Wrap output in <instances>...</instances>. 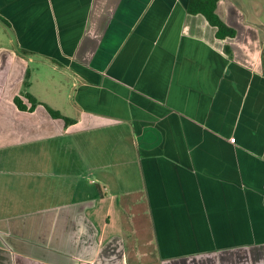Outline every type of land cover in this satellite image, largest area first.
<instances>
[{
	"label": "crops",
	"instance_id": "1",
	"mask_svg": "<svg viewBox=\"0 0 264 264\" xmlns=\"http://www.w3.org/2000/svg\"><path fill=\"white\" fill-rule=\"evenodd\" d=\"M189 2L0 0V264H264V0Z\"/></svg>",
	"mask_w": 264,
	"mask_h": 264
},
{
	"label": "trees",
	"instance_id": "2",
	"mask_svg": "<svg viewBox=\"0 0 264 264\" xmlns=\"http://www.w3.org/2000/svg\"><path fill=\"white\" fill-rule=\"evenodd\" d=\"M216 5L217 0H190L188 6V12L191 14H201L205 17L207 22L216 28V35L220 39H224L226 37L235 36V31L230 29L225 25L223 21L216 14ZM29 76L30 73L27 71L25 75V81L23 83V87L25 90L22 91L21 95L28 100L30 103V107L28 108L32 111L37 105V101L26 92V88L29 85ZM14 103L20 110H27V107L23 104V101L20 97L14 98ZM49 112L53 118H61L65 121L66 124L73 123V120L62 117L60 113L49 109Z\"/></svg>",
	"mask_w": 264,
	"mask_h": 264
},
{
	"label": "built area",
	"instance_id": "3",
	"mask_svg": "<svg viewBox=\"0 0 264 264\" xmlns=\"http://www.w3.org/2000/svg\"><path fill=\"white\" fill-rule=\"evenodd\" d=\"M230 142L234 143L235 142V139L234 138H231L230 139Z\"/></svg>",
	"mask_w": 264,
	"mask_h": 264
},
{
	"label": "rangeland",
	"instance_id": "4",
	"mask_svg": "<svg viewBox=\"0 0 264 264\" xmlns=\"http://www.w3.org/2000/svg\"><path fill=\"white\" fill-rule=\"evenodd\" d=\"M147 250H149V248L147 247Z\"/></svg>",
	"mask_w": 264,
	"mask_h": 264
}]
</instances>
